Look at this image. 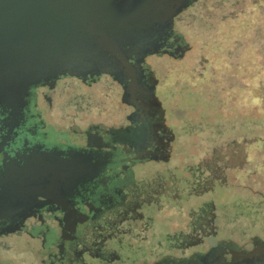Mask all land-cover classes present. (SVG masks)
<instances>
[{
	"label": "flooded vegetation",
	"instance_id": "flooded-vegetation-1",
	"mask_svg": "<svg viewBox=\"0 0 264 264\" xmlns=\"http://www.w3.org/2000/svg\"><path fill=\"white\" fill-rule=\"evenodd\" d=\"M143 1L145 29L108 54V71L58 73L0 99V264H264L258 237L239 244L216 231L223 205L204 197L186 226L178 185L209 193L202 159L186 186L173 174L137 171L170 159L168 116L178 104L165 108L158 91L169 89L171 71L160 77L152 61L173 65L190 53L176 20L198 0ZM147 207L154 215L174 210L172 237L147 238L155 234Z\"/></svg>",
	"mask_w": 264,
	"mask_h": 264
},
{
	"label": "rangeland",
	"instance_id": "rangeland-1",
	"mask_svg": "<svg viewBox=\"0 0 264 264\" xmlns=\"http://www.w3.org/2000/svg\"><path fill=\"white\" fill-rule=\"evenodd\" d=\"M176 29L191 45V56L176 65L167 57L152 61L160 77L171 71L169 89L158 94L166 109L173 99L178 104L168 116L175 143L166 164H145L137 171L147 179L173 174L186 186L202 159L213 186L209 197L178 185L186 226L196 221L195 208L205 197L225 209L214 221L217 232L239 244L251 237L264 242V0H198L178 16ZM101 99V109L111 110ZM157 189L146 187L150 194ZM147 208V224L155 232L147 238L167 239V231L174 232L168 223L177 214L154 215Z\"/></svg>",
	"mask_w": 264,
	"mask_h": 264
},
{
	"label": "water",
	"instance_id": "water-1",
	"mask_svg": "<svg viewBox=\"0 0 264 264\" xmlns=\"http://www.w3.org/2000/svg\"><path fill=\"white\" fill-rule=\"evenodd\" d=\"M144 29L143 0H0V99L58 73L106 72Z\"/></svg>",
	"mask_w": 264,
	"mask_h": 264
}]
</instances>
